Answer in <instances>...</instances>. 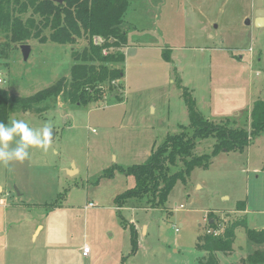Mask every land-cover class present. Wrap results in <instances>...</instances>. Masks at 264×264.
Listing matches in <instances>:
<instances>
[{
  "label": "rangeland",
  "instance_id": "rangeland-1",
  "mask_svg": "<svg viewBox=\"0 0 264 264\" xmlns=\"http://www.w3.org/2000/svg\"><path fill=\"white\" fill-rule=\"evenodd\" d=\"M258 1L264 10V0H128L121 99L57 98L9 114L6 125L22 120L50 135L46 148L30 147L23 161L0 163V264H199L204 253L195 246L210 218L219 227L245 219L249 228H264V131L242 151L220 152L207 168H194L160 205L150 197L115 202L135 185L121 169L145 163L167 135L191 132L179 83L211 122L246 127L254 101L264 99ZM27 44L24 60L20 45L0 33V86L10 95L27 97L68 78L71 52L87 39ZM214 142L197 140L193 153L211 152ZM232 248L217 253L219 264H243L264 244L239 226Z\"/></svg>",
  "mask_w": 264,
  "mask_h": 264
},
{
  "label": "trees",
  "instance_id": "trees-1",
  "mask_svg": "<svg viewBox=\"0 0 264 264\" xmlns=\"http://www.w3.org/2000/svg\"><path fill=\"white\" fill-rule=\"evenodd\" d=\"M127 6L128 0H0V33L14 44H27L30 39H35L40 43L50 41L72 45L79 38L87 39L86 47L71 52L74 63L68 78L61 77L27 97L10 95L6 88L0 86V122L6 124L13 111H27L33 107L41 110L49 100L57 98L88 104L101 101L109 93L121 99L118 92L122 89L123 70L119 65L125 60L122 48L126 41L121 25ZM94 36L102 37L103 44H95ZM104 48L106 54L102 52ZM169 53L163 52L164 60L168 62L171 60ZM179 86L191 132L183 130L167 135L153 148L145 163L121 169L124 174L134 176L135 185L115 197L117 207L129 198L142 197H150L149 201L155 205L162 204L175 183L179 180L185 182L194 168H207L211 158L220 152L242 151L259 132L264 131V99L254 101L246 127L231 126L205 118L189 90L180 83ZM207 137L215 139L211 152L195 155L196 141ZM178 163L182 167L172 170ZM106 172L111 176L113 169ZM239 226L245 228L249 241L256 245L264 244V228H249L245 219L224 227L209 222L208 231L198 237L195 246L196 250L204 253L199 264H219L217 253L232 251L235 229ZM132 245L136 250V241H132ZM242 263L264 264V251L256 249L243 258Z\"/></svg>",
  "mask_w": 264,
  "mask_h": 264
},
{
  "label": "clouds",
  "instance_id": "clouds-1",
  "mask_svg": "<svg viewBox=\"0 0 264 264\" xmlns=\"http://www.w3.org/2000/svg\"><path fill=\"white\" fill-rule=\"evenodd\" d=\"M49 135L48 128L41 135L22 120H12L10 125L0 122V163L8 165L13 160L23 161L33 146L46 148ZM12 142L15 147H10Z\"/></svg>",
  "mask_w": 264,
  "mask_h": 264
},
{
  "label": "water",
  "instance_id": "water-1",
  "mask_svg": "<svg viewBox=\"0 0 264 264\" xmlns=\"http://www.w3.org/2000/svg\"><path fill=\"white\" fill-rule=\"evenodd\" d=\"M53 1H58L62 2V0H53ZM256 7V12H255V24L257 26H263L264 25V10L262 8V3L258 1V4L255 6ZM20 49L22 52V56L24 60H27L29 53H30V45L29 44H21ZM68 174L74 172V168L68 169L67 170ZM213 218L209 219V222H212Z\"/></svg>",
  "mask_w": 264,
  "mask_h": 264
},
{
  "label": "built area",
  "instance_id": "built-area-1",
  "mask_svg": "<svg viewBox=\"0 0 264 264\" xmlns=\"http://www.w3.org/2000/svg\"><path fill=\"white\" fill-rule=\"evenodd\" d=\"M93 42H94L95 44H97V45H102L103 42H104V39H103L102 37H100V36H94V37H93ZM102 52H103V54H106L107 50L104 48V49L102 50ZM3 82H4V80H3V77H2V75H1V73H0V85H1ZM89 253H90V248H89V246L86 245V244H84V245L81 247V254H82V256H83V257H86V256L89 255Z\"/></svg>",
  "mask_w": 264,
  "mask_h": 264
},
{
  "label": "crops",
  "instance_id": "crops-1",
  "mask_svg": "<svg viewBox=\"0 0 264 264\" xmlns=\"http://www.w3.org/2000/svg\"><path fill=\"white\" fill-rule=\"evenodd\" d=\"M196 102V101H195ZM64 106H65V104H63ZM245 209H247L246 207H245ZM245 212H246V210H245ZM260 229H262V228H260ZM257 230H259V229H257Z\"/></svg>",
  "mask_w": 264,
  "mask_h": 264
}]
</instances>
